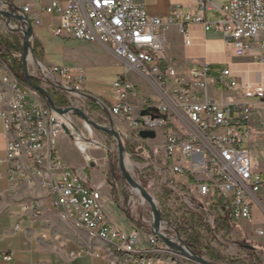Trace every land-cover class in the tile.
Here are the masks:
<instances>
[{
    "label": "built area",
    "instance_id": "1",
    "mask_svg": "<svg viewBox=\"0 0 264 264\" xmlns=\"http://www.w3.org/2000/svg\"><path fill=\"white\" fill-rule=\"evenodd\" d=\"M1 3L3 2L0 1V9L7 10ZM35 4H39V10L33 8ZM13 5L19 7L29 18L32 27L39 25L40 14L53 16L58 20L54 31L57 37L99 43L110 49L126 66L140 71L154 82L157 79L174 107L183 112L191 126L185 132L169 125L171 115L165 103L156 108L157 114L141 115L143 111L153 107H135L131 101L136 95L135 88L121 77L113 84V101L107 107L112 118L130 125L137 140H162L165 161L161 165H153L152 168L161 178L168 177L163 182L171 196L175 197L169 202L174 214L186 215L197 210L208 217L209 224L213 222L216 214L229 215L234 223L251 220V204L255 201V195L264 189V177L252 172L249 151L243 147L241 125L246 118L240 115L233 117V110L228 105L207 99L199 101L190 87L177 77L171 66L162 67L164 51L159 33L173 20L178 22L181 32L184 31V22L187 25L202 26L204 31H208L212 25L215 31L222 33L226 41L231 42L238 58L245 56L247 42L256 40L260 61L264 62V0H228L225 7L217 10L218 18L212 24L206 23L200 14L187 15L184 22H180L175 9L168 21L164 22L162 19L147 16L144 8L133 0H31V5ZM199 5L201 10L209 9L204 2ZM11 21L7 26L8 30L17 32L18 24L12 25ZM184 44L188 45L189 41L186 40ZM189 75L194 86L206 98L208 67L192 70ZM32 77L38 79V86L46 92L48 89L61 92L66 106L60 109L76 108L86 116L89 115L88 100L84 95H90L84 88L85 74L82 69L45 67L38 63ZM231 78L230 72L225 70L215 84L228 92L239 90L246 99H259L264 102L262 84H239L231 81ZM11 85L15 88L13 126L19 127L20 136L28 141L33 168L45 170L44 190L48 195L56 197L54 205L58 209V216L62 220L73 222L75 227L89 230L93 237L114 239L123 248H139V231H126L109 221L103 208L101 192L93 187L83 170L67 169L55 158L58 137L64 135L73 139V125L69 118L71 116L52 112L46 103L38 100L41 95L25 82L17 81V84ZM236 106L235 111H240V105ZM2 111L4 108H0V121L3 125ZM41 118H48V125L52 129L49 157L46 158H39ZM3 129L6 138L4 161L9 163L7 183L13 189L19 180L27 182V179L19 174L15 166L16 151L10 141L8 129L5 126ZM140 132H153L155 138L143 140L139 137ZM78 135L86 141L83 136ZM89 162L92 159L89 158L87 163ZM155 205L158 208L156 201ZM162 223H165L163 219L160 233L182 247L180 241L184 243V240L175 230V238L165 235ZM255 236L263 238L264 231H255ZM218 237L219 235L213 237V242ZM159 242L151 232L147 235V247H154ZM254 256L259 257L256 254ZM111 264L154 263L121 262V258L113 256Z\"/></svg>",
    "mask_w": 264,
    "mask_h": 264
},
{
    "label": "crops",
    "instance_id": "2",
    "mask_svg": "<svg viewBox=\"0 0 264 264\" xmlns=\"http://www.w3.org/2000/svg\"><path fill=\"white\" fill-rule=\"evenodd\" d=\"M2 1L17 6L31 5L30 0ZM133 2L141 5L147 16L162 19L164 22L168 21L175 9L180 22H184L183 19L187 15L200 14L209 24L214 23L218 18L217 10L228 4V0H133ZM200 2L208 4L209 9L201 10ZM33 8L39 10V4H35ZM11 24L16 25V22L12 20ZM57 25L56 17L40 14L39 25L32 27V41L36 45V59L39 63L45 67L82 69L85 74L86 93L106 108L112 102L105 100L99 90H94L87 84V70H114L116 79L125 78L134 86L136 95L131 101L135 107L141 108L147 105L158 108L165 103L171 115L169 125L172 128L181 132L191 128L183 112L174 107L170 97L165 93L166 90L159 85L157 79L154 82L140 71L126 66L123 60L99 43L57 37L54 34ZM183 25L184 31L181 32L178 22L173 20L160 31L159 36L164 51L162 67L171 66L177 77L190 87L199 101L207 99L210 102L228 105L233 110V117L240 115L246 118L241 125V131L247 141L246 149L249 151L253 166L252 172L264 177L259 171L260 168L264 170V102L259 99H246L239 90L228 92L223 87L216 86L217 80L208 77L205 98L194 86V81L189 75L190 71L204 66L208 67L209 73L222 66L224 67L222 72L225 70L230 72L231 81L252 85L260 83L264 86V62L260 61L257 41L249 40L245 56L238 58L235 56L231 42L226 41L222 33L215 31L212 25L208 31H204L202 26L198 25H187L185 22ZM49 34L57 38L59 44L50 46L51 44L46 42ZM186 40L189 41L188 45L184 44ZM66 43H70L71 47H66ZM58 59L60 64L57 62ZM48 90L62 95L57 90ZM10 98L9 88L0 79V108H5ZM236 105L241 107L238 112L235 111ZM112 120L119 132L128 128L126 123L121 125L119 119ZM56 144L54 156L62 166L78 171L86 168L90 157L74 139L60 135ZM5 146L6 138L0 121V161H2L0 163V264H111L113 256L122 260V255L117 254L108 242L89 237L84 229L75 227L73 222L62 220L58 216V209L54 205L56 197L45 192L41 179L33 173V163L24 155L18 158V162L25 170L27 182L19 180L16 186L10 189L7 183L9 163L4 161ZM90 176L95 179L92 183L95 189L108 191L103 177L96 170H90ZM254 199L251 204V220L239 222L246 233L261 230L264 226V189L260 190ZM103 208L112 223L126 231L131 229L139 231L138 252L145 253L154 264H196L168 254L167 247L161 242L154 247H147V231L134 226L113 202L105 201Z\"/></svg>",
    "mask_w": 264,
    "mask_h": 264
},
{
    "label": "rangeland",
    "instance_id": "3",
    "mask_svg": "<svg viewBox=\"0 0 264 264\" xmlns=\"http://www.w3.org/2000/svg\"><path fill=\"white\" fill-rule=\"evenodd\" d=\"M0 1L3 3H7L2 0ZM12 35L20 36V46L22 48V33H20L19 31L13 32L8 30L5 21L0 18V36L10 37ZM47 37L48 38L46 39V42L51 44L50 46H55V44H59V40L57 38L52 37L50 34ZM31 46L33 52L34 42L32 41V39ZM66 47H71V44L66 43ZM33 60H36L39 63V61L35 58L33 54L32 56H29L27 67L30 73V77L32 76L34 71H36V64ZM57 62L60 64V59H58ZM223 68L224 67L220 66L217 69H213L209 73L208 78L215 81L218 80L220 78ZM115 80L116 75L114 70H87V84L90 87L94 88V90H99L101 96L105 100H110V102L113 101V84ZM38 100L40 102H45L42 97H40ZM31 101L34 102L33 100ZM89 102L90 101H88L89 115L87 117L91 118L93 122L100 126L108 127L109 119L104 113V111L100 108L102 112H92L89 106ZM70 116L71 117L69 118L73 125L71 133L75 143L80 145L84 149V151L87 152L90 159H92V162H89V164L86 165V168L83 170V172L90 178L91 182L93 183L95 179L90 176V170H96L98 174L103 177L104 183L108 188L107 192L99 190L103 197V202H112L114 198L111 193L114 191L120 211L123 212V210L125 209L132 224H134V226L138 228H143V230L147 231L149 234L151 232L153 224V216L151 210L148 204L140 198L139 194L134 192L125 183L123 177L121 176L118 169V150L116 141L111 136L98 132L92 127H88L82 120L73 117L72 115ZM119 122L121 125H124L125 123L128 125V128L125 131H118L121 136L124 149L126 148V146H136L142 148L143 150L141 159L131 157V155L129 153H126L125 151V156L127 157L128 161L133 164V167L126 166V169L133 178V180L138 183L143 189H145L149 193V195L157 202L160 214L163 215L161 216V219H163L165 222L162 223L163 233L168 237L175 238L176 234L174 233V230L179 234L176 229V224L180 221L182 217L187 216L190 212H193V210L188 212L186 215H179L176 213L174 214V210L169 207V202L172 200V198L174 199L175 197L171 196L170 191L166 188V184L163 182V179L167 180L168 177L165 176L161 178L159 175L156 174V172L152 168L153 165L158 166L165 161V154L161 148L162 140L157 138L154 142L139 141L135 138V135L130 130V125L127 122L120 120ZM113 125L116 128V124L113 123ZM78 134L83 136L86 141H83ZM246 142L247 141L244 138V148H247ZM55 147H57V144ZM261 165L263 166L262 163ZM251 168H253L252 165ZM259 171L264 174V170L262 168H260ZM114 176L115 178H117V180L113 178ZM121 178L123 179V182L118 181L121 180ZM195 212L203 215V224H205V227L212 226L213 222L209 224L208 217H206V215L201 212H198L197 210H195ZM225 216L226 214H216L214 216V219L218 217L223 218ZM168 223L170 225H168ZM234 224L235 228L229 234H227L225 231H218L212 234L209 233L205 227L201 228V230H199V234L202 237L203 246L211 248L219 257L226 261H230L232 259L245 260L247 259L249 252L247 248H252L254 249V254L258 255L260 261L262 262V264H264V237H256L255 231H250L246 233V231H244V228L240 227V223ZM262 228L263 229L261 230L264 231V226ZM221 233L223 234L221 235ZM218 235L219 239H217L216 242H213V237ZM179 236L182 240H184V237L181 234H179ZM241 245L244 247H241ZM202 258L208 261L205 257ZM219 264L226 263L221 262Z\"/></svg>",
    "mask_w": 264,
    "mask_h": 264
},
{
    "label": "water",
    "instance_id": "4",
    "mask_svg": "<svg viewBox=\"0 0 264 264\" xmlns=\"http://www.w3.org/2000/svg\"><path fill=\"white\" fill-rule=\"evenodd\" d=\"M1 5L6 6L7 10L0 9V18H2L5 21L6 26L9 25L10 21H15L19 29L20 33H22V52H21V61L23 64V71H24V82L30 86L33 90H35L41 97L44 99L46 105L49 107V109L54 112L57 115H72L73 117H76L80 120H82L87 126L92 127L98 132H101L103 134L111 136L115 141L117 145L118 150V169L123 177L125 183L133 190H137V194H139L140 198L146 202L151 210L152 216H153V224L151 228V234L154 235L161 243H163L168 250L175 252L176 254L188 259L191 262H194L196 264H213L202 257L194 254L191 250H189L185 244L180 241L179 238H177L181 244L182 247L173 243L170 239L166 238L163 234L160 233V224H161V214L159 209L155 205V201L153 198L148 194V192L143 189L138 183H136L129 172L126 169V166L124 165L123 157L125 155V149L121 140V136L118 132V130L114 127L112 122V117L109 114L108 109L99 103L96 99H94L92 96H86V99L90 102H93L95 104H98L101 106L104 113L107 115L109 119V126L104 127L96 124L92 120H90L82 111L76 109V108H66V109H60L56 108L52 102L51 97L48 95V93L41 88L38 85H35L31 83L30 80V73L28 71V60L29 56L33 54L32 52V46H31V39H32V25L30 23V20L27 16H25L22 13V10L19 7L14 6L13 4L8 3H1ZM34 63L37 65L38 62L36 60H33ZM150 113L157 114L156 108H150L148 110H145L141 113V115H149ZM139 137L143 140H153L155 138V134L153 132H140Z\"/></svg>",
    "mask_w": 264,
    "mask_h": 264
},
{
    "label": "trees",
    "instance_id": "5",
    "mask_svg": "<svg viewBox=\"0 0 264 264\" xmlns=\"http://www.w3.org/2000/svg\"><path fill=\"white\" fill-rule=\"evenodd\" d=\"M21 46H20V36L12 35L10 37H2L0 36V64L5 65L9 72L14 76V78L21 83H24V71L23 64L20 59L21 55ZM33 55L37 58L36 53V45L33 47ZM31 83L35 85H39L38 79L34 77H30ZM48 95L51 97L52 102L56 108H63L66 106V101L62 95L57 93H53L47 91ZM89 106L92 111L102 112L100 107L93 102H89ZM126 153H129L131 157L136 159H141V155L143 153L142 148L136 146H126ZM115 180V176L113 177ZM119 182H123V179L118 180ZM112 192V191H111ZM114 205L119 209L117 204V199L115 197V192L112 193ZM126 218L130 221L127 211L123 210ZM163 216V215H161ZM205 227L203 224V215L197 213L195 211L190 212L187 216L182 217L180 221L176 224V229L184 237L185 246L191 250L194 254L205 257L210 263L219 264L221 262L226 264H262L259 257L254 256V249L247 248L248 256L250 257L247 260L240 259H232L230 261L223 260L219 257L211 248L204 247L202 243V237L199 234V230ZM209 233H216L218 231H225L227 234L231 233L235 224L232 219H230L229 215L221 218H215L211 227H205ZM241 247H244L241 245ZM205 250V251H203Z\"/></svg>",
    "mask_w": 264,
    "mask_h": 264
},
{
    "label": "bare ground",
    "instance_id": "6",
    "mask_svg": "<svg viewBox=\"0 0 264 264\" xmlns=\"http://www.w3.org/2000/svg\"><path fill=\"white\" fill-rule=\"evenodd\" d=\"M0 65H1V70H0L1 82L4 85H6L11 92L10 101L8 105L4 108V111H2L3 126H5L6 129H8V135H10V141L12 142V146L13 148H15V151H16V155H14L15 166H17L18 168L19 174H21L22 176H25L26 174L25 170L23 169L22 165L18 162V158L21 155H24V157L30 161V154L28 152V141L25 140L23 136H20V128L13 126L14 125V108H15V88H14V85H11V84H17V80L9 72L8 68L5 65H2V64ZM39 131L40 133H42L41 143H39V158H46V157H49L48 148L51 147L50 137H52V129H51V126L48 125V118H41V123L39 124ZM44 150H45V153H44ZM123 161H124L125 166L133 167V164L128 161L125 155L123 157ZM33 173L36 177L41 179L42 186L44 188L45 170H42L40 168H33ZM133 191L137 193V190L133 189ZM85 231L91 238L99 239L103 242H108L113 247V249L115 250L117 254L122 255L121 262L153 263L152 259L147 257L145 253L138 252L137 248L119 247V244H116V241L114 239H103L102 237H93L92 233L89 232V230H85ZM166 250H167V253L172 255L173 257H181L185 259L186 261H189L188 259L176 254L175 252H172L168 249Z\"/></svg>",
    "mask_w": 264,
    "mask_h": 264
}]
</instances>
